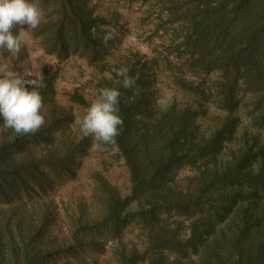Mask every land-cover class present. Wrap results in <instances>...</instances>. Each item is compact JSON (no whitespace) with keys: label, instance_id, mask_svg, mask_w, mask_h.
I'll return each mask as SVG.
<instances>
[{"label":"trees","instance_id":"trees-1","mask_svg":"<svg viewBox=\"0 0 264 264\" xmlns=\"http://www.w3.org/2000/svg\"><path fill=\"white\" fill-rule=\"evenodd\" d=\"M129 1L160 4L148 54L121 55L104 0H0V264H264V0ZM28 36L86 62L97 97L61 106ZM98 149L107 177L63 214L48 197Z\"/></svg>","mask_w":264,"mask_h":264},{"label":"rangeland","instance_id":"rangeland-1","mask_svg":"<svg viewBox=\"0 0 264 264\" xmlns=\"http://www.w3.org/2000/svg\"><path fill=\"white\" fill-rule=\"evenodd\" d=\"M102 5L106 10L117 11L121 14L123 20L129 23V35L120 51L122 56L128 55L130 50L148 54L153 47L160 46V42L156 39L153 42L149 41V37L153 31L152 27L157 22V15L159 14L157 7L160 6L159 3H154L151 12L149 11V6H143L140 3H131L129 0H104ZM25 44L28 46L31 58V63L27 66L28 73L38 70L44 64L50 65L58 71L56 100L61 106L69 107L68 95L74 92H78L88 101H92L97 97V85L101 80V76L92 68H89L86 62L78 58H71L59 63L57 60L47 57L40 51L29 36L25 37ZM116 59L117 57L114 55L113 60L116 61ZM162 77L158 80L160 84L164 80ZM220 116L221 114L215 110L210 111L204 119V126L212 124ZM104 161L108 162L106 157L101 155L99 149L92 152L88 158L83 160V165L76 183L61 187L57 191L56 196L48 197V199H57L56 201L60 205L63 214L67 213L68 215H72L73 213L78 214L79 206L84 205V203L90 206L93 195V176L95 173H102L107 177L103 165ZM113 178L117 183L116 186L128 192L129 183L124 173L116 171ZM135 236L132 235L131 239H134Z\"/></svg>","mask_w":264,"mask_h":264}]
</instances>
